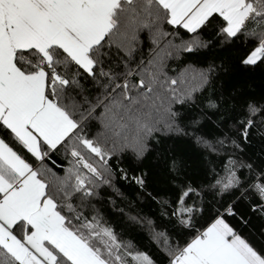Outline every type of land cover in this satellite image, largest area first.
I'll use <instances>...</instances> for the list:
<instances>
[{
    "label": "snow or ice",
    "instance_id": "1",
    "mask_svg": "<svg viewBox=\"0 0 264 264\" xmlns=\"http://www.w3.org/2000/svg\"><path fill=\"white\" fill-rule=\"evenodd\" d=\"M155 2L167 27L187 37L211 39L218 35L219 25H226L215 12L199 27L189 24L202 0ZM126 3L131 5L133 0ZM120 7L121 0H0V211H39L47 204L60 214L65 207L83 213V217H72V225L82 231L73 230L75 238L50 249V260L26 243L23 221L9 228L0 219L7 232L0 236V264H31L21 246L39 264H126L121 250L134 264H264V166L253 159H264V107L260 104L246 105L223 127L201 109L197 111L200 118L179 117L186 134L181 156L192 153L188 160L199 161L191 175L184 160L174 154L175 141L166 148V155L154 147L137 163L135 136L128 139L124 147L133 151V167L89 136L94 114L106 132L116 124L113 114L91 106L87 85L108 78L101 73L104 64L97 55L99 61L110 62L112 53L104 42ZM140 27L126 26L113 36L120 46L117 57L126 60L134 55ZM239 35L227 42L220 37L214 43L222 50ZM48 39L58 43L41 52L39 46ZM74 40L87 46L90 70L65 51ZM251 43L243 42L248 50L235 61L245 74L264 70V57L248 62L255 51L248 47ZM205 51L208 63L212 45ZM219 67L225 68L223 61ZM40 73L42 86L37 79ZM138 83L144 87L142 81ZM170 83L180 89L186 84ZM230 95L238 93L232 89ZM209 127L218 129V134ZM149 142L161 144L160 139ZM150 154L152 167L144 165ZM161 172L167 179H158ZM119 181L144 193L146 200L154 195L161 203L160 198H166L162 204L167 211L152 222L151 251L132 252L104 222L110 202L123 195L116 186ZM217 221L229 230L223 237L208 231ZM32 230L27 229L29 234Z\"/></svg>",
    "mask_w": 264,
    "mask_h": 264
},
{
    "label": "trees",
    "instance_id": "2",
    "mask_svg": "<svg viewBox=\"0 0 264 264\" xmlns=\"http://www.w3.org/2000/svg\"><path fill=\"white\" fill-rule=\"evenodd\" d=\"M246 3L251 9L236 34L228 33V22L221 15L226 25H219L218 35L208 39L200 36L187 37L170 30L155 0H133L131 5L122 0L121 7L112 16V32L104 42V47L112 53L110 62L99 61L97 55L98 62L104 64L101 73L108 78L87 85L91 106L113 114L116 124L106 132L94 114L89 136L110 148L114 156H122L125 162L133 167L136 166L133 151L124 147L128 139L135 136L133 147L137 163L154 147L161 155H166V148L175 141L174 154L184 160L186 171L191 175L193 170L199 167V161L194 158L188 160L192 153L181 156L186 144V134L178 122L181 115H197L200 118L201 113L197 111L201 109L204 114L211 113L215 124L223 127L238 116L246 105L254 107L260 104L264 107V70L245 74L242 73L240 65L235 63L248 50L242 46L244 41H251L248 47H255V51L263 50L261 57H264V0H246ZM126 26L142 27L137 30L139 40L135 45L134 55H129L125 60L116 56L120 46L115 43L113 36L123 33ZM237 34H240L239 38L231 47L221 50L220 46L214 43L220 37L227 42ZM208 45H212L213 51L209 53L207 63L205 49ZM189 47L194 51H185ZM221 61L227 71L219 67ZM173 80L177 81L178 85L181 82L186 84L182 89L172 87L170 82ZM140 81L144 84L142 88L138 83ZM250 88L255 91L250 92ZM232 89L238 93L236 97L230 95ZM233 104L236 107H233ZM209 131L214 135L219 132L214 127H209ZM261 131H264V127ZM166 137L172 139H165ZM157 139L161 140L160 145L149 142ZM200 147H203V140ZM249 155L252 153L249 152ZM253 159L258 165L264 166V159L255 156ZM144 165L153 166L152 154L144 160ZM158 179H167L166 173L161 172ZM116 186L123 195L116 196L114 201L110 202V211L103 215L106 226L113 228L117 238L132 252L151 251V242L155 238L152 222L167 211L162 204L166 198L161 197V203L154 195L150 200H146L144 193L123 181H119ZM58 214L64 220L63 227L66 231H82L79 226L72 225L74 215L83 217L79 209L65 207L63 214ZM65 219L68 220L67 225ZM24 225L23 238L29 234L28 226L25 223ZM121 256L126 264H134L131 256L123 250Z\"/></svg>",
    "mask_w": 264,
    "mask_h": 264
},
{
    "label": "crops",
    "instance_id": "3",
    "mask_svg": "<svg viewBox=\"0 0 264 264\" xmlns=\"http://www.w3.org/2000/svg\"><path fill=\"white\" fill-rule=\"evenodd\" d=\"M122 1V0H121ZM195 5H193L194 7ZM251 6L246 3V0H202L200 7L197 8L193 17L189 21L190 25L199 27L203 24L214 12L222 15L228 22V33L234 35L240 29L243 21L249 15ZM187 26V25H186ZM53 43H58L56 40H45L41 43L40 50L44 51L45 48ZM63 46V45H61ZM65 51L68 52L77 63H79L85 70H90L92 67L91 61L87 56V49L85 44H81L77 41H73L72 47H65ZM43 82V73H40L37 77ZM31 146L35 149V140H30ZM0 219L10 228L11 225L17 221H23L28 227H32L31 234H26L24 240L28 242L39 254L45 257L46 260L52 259V248H58L60 244L67 241L72 237V233L66 231L63 227V218L54 211L53 208L47 206V204L40 208L39 211H0ZM217 221L212 225L208 231L213 232L218 237H223L220 234L222 230L217 228ZM7 235L4 227L0 225V236ZM75 238V237H72ZM22 250L27 253L30 258L31 264H39L35 256L27 249Z\"/></svg>",
    "mask_w": 264,
    "mask_h": 264
},
{
    "label": "rangeland",
    "instance_id": "4",
    "mask_svg": "<svg viewBox=\"0 0 264 264\" xmlns=\"http://www.w3.org/2000/svg\"><path fill=\"white\" fill-rule=\"evenodd\" d=\"M85 48L87 49V46H85ZM262 53H263V50H261V49H258L257 51H255V52L253 53V55L249 58V62H250V63H255V62L261 57ZM217 228H218L219 230H222V231L220 232V234L223 235V236L229 231V230L227 229V226L224 225L221 221L218 222V226H217ZM26 243H28V242H26ZM28 244H29V243H28ZM40 255H41V254H40Z\"/></svg>",
    "mask_w": 264,
    "mask_h": 264
}]
</instances>
